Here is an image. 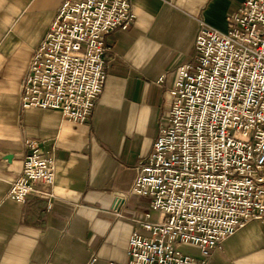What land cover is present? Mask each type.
I'll use <instances>...</instances> for the list:
<instances>
[{"label": "crops", "instance_id": "obj_1", "mask_svg": "<svg viewBox=\"0 0 264 264\" xmlns=\"http://www.w3.org/2000/svg\"><path fill=\"white\" fill-rule=\"evenodd\" d=\"M63 1L0 0V264L129 260L136 220L151 210L131 190L170 115L176 71L194 57L201 20L226 30L244 0H131L136 22L105 36L107 79L83 123L21 107L34 49ZM27 138L55 157V183L37 184L54 196L32 192L18 203L7 193L23 172ZM184 251L199 257L196 247ZM207 264H264V223L226 238Z\"/></svg>", "mask_w": 264, "mask_h": 264}, {"label": "built area", "instance_id": "obj_2", "mask_svg": "<svg viewBox=\"0 0 264 264\" xmlns=\"http://www.w3.org/2000/svg\"><path fill=\"white\" fill-rule=\"evenodd\" d=\"M135 22L131 0H64L34 49L21 107L87 121L107 79L105 36ZM194 51L176 71L170 115L131 190L150 199L151 210L136 220L129 260L108 264H207L226 238L264 223V0H244L226 30L201 20ZM25 146L23 172L7 196L53 197L37 184L55 183L54 155L34 139Z\"/></svg>", "mask_w": 264, "mask_h": 264}, {"label": "rangeland", "instance_id": "obj_3", "mask_svg": "<svg viewBox=\"0 0 264 264\" xmlns=\"http://www.w3.org/2000/svg\"><path fill=\"white\" fill-rule=\"evenodd\" d=\"M160 214L158 212H153V215H152V220L153 221H156L160 218Z\"/></svg>", "mask_w": 264, "mask_h": 264}]
</instances>
